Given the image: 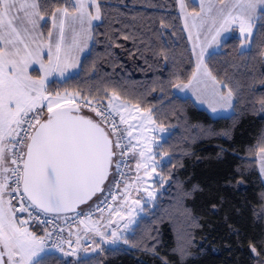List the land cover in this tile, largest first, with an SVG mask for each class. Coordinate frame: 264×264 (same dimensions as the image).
Wrapping results in <instances>:
<instances>
[{"label": "trees", "instance_id": "16d2710c", "mask_svg": "<svg viewBox=\"0 0 264 264\" xmlns=\"http://www.w3.org/2000/svg\"><path fill=\"white\" fill-rule=\"evenodd\" d=\"M96 1L101 21L88 54L77 73L52 80L46 91L104 104L117 95L150 111L169 130L157 147L158 157H168L159 167L164 188L144 206L123 245L101 244L80 257L45 253L42 264H264V184L255 159L264 147V19L257 18L248 50L231 36L207 57L212 76L234 97L233 113L214 117L174 91L196 69L176 0ZM39 3L45 33L52 13L72 11L64 0Z\"/></svg>", "mask_w": 264, "mask_h": 264}, {"label": "snow or ice", "instance_id": "6c2138e0", "mask_svg": "<svg viewBox=\"0 0 264 264\" xmlns=\"http://www.w3.org/2000/svg\"><path fill=\"white\" fill-rule=\"evenodd\" d=\"M64 2L71 6L72 12L63 8L57 10L59 17L56 12L52 13L53 27H58L59 39L54 40L53 33L49 32L45 43L39 32L42 27L40 21L45 14L39 0H0V44L4 45L0 48V169L11 171L15 177L14 188L5 183L10 177L0 179V246L8 255L7 264H42L43 238H37L26 228L16 225L15 212L28 210L23 203L25 198L45 212L75 211L77 204L85 203L100 190L110 166L113 163L119 165V161L113 160L115 149H121L119 138L114 143L100 121L82 114L79 100L73 103L76 97L71 93L67 97L58 95L53 99L44 95V82L51 73L58 72L64 76L78 63V57L73 53L82 51L85 46L80 42V36L87 32L85 23L90 28L92 20L100 19L96 0H77L74 4L71 0ZM91 7L96 8L94 16ZM181 10H184L183 3ZM220 14L219 27L212 35V41L219 43L226 39L221 33L230 30L232 25H238L241 36L247 40L254 35L253 19H264V0H237L227 11L220 9ZM69 18L73 24L79 22L81 27L80 32L74 34L71 45H66L65 29ZM45 48L47 63L42 56ZM202 60L203 51L193 80L202 69L204 75L212 76ZM34 64H38L43 73L39 79H34L29 73L30 66ZM191 83L189 81V85ZM212 84L216 85L213 97L219 96L220 99H214L209 107L216 113L215 104L230 100L232 90L229 89L228 96L224 97L221 93L225 86L215 79ZM81 99L85 106L103 118L104 123L107 122L105 112L93 107L90 99ZM45 100L46 119L43 118ZM116 131L118 129L113 126V132ZM5 137L13 138L9 143H12L11 163L16 165L15 168L3 167ZM261 152L264 153V147ZM261 172L264 173V155L261 156ZM5 188L9 193L15 192L20 196L19 209L14 208L10 201L6 206ZM101 239L115 245L122 237L112 232L110 241L103 234ZM124 242L127 243V239ZM179 251L183 255V247ZM252 251H256L255 247ZM0 264L5 262L0 259Z\"/></svg>", "mask_w": 264, "mask_h": 264}, {"label": "rangeland", "instance_id": "374dc122", "mask_svg": "<svg viewBox=\"0 0 264 264\" xmlns=\"http://www.w3.org/2000/svg\"><path fill=\"white\" fill-rule=\"evenodd\" d=\"M192 3L198 6V10H190L187 7L186 0H176L178 12L180 18L182 20V24L184 30L186 32V36L188 38V42L191 47L192 55L195 62V72L197 71V63L201 59V52L203 51V66H206V59L207 57L215 52L220 50V46L228 37L231 36H238L242 39L241 50H248L251 46V39L249 37L247 40L241 36L238 25H232L230 30L226 32H222V37L226 39L222 40L221 42L217 43L212 41L211 37L215 34L216 28L219 27L220 22V9L224 8L227 11L228 8H231L237 0H191ZM74 4L77 0H71ZM181 3L184 5V10H181ZM96 4L98 5L97 1ZM203 4V12L201 11V5ZM90 11L94 16L96 14V8L91 7ZM57 16H60V13L55 11ZM72 12V11H69ZM215 20V23H214ZM257 18L253 19V33L255 30V22ZM46 18L44 17L43 20L40 21V24L44 25ZM50 25L47 33L44 32L42 27L39 29V32L42 33L44 42H48V34L49 32L53 33V39H59V29L53 27V20L52 17L50 18ZM101 21V14L100 19L92 20L91 27L89 28L87 23H85V28L87 32L80 36V42L83 47V50L80 52H74L73 55L78 57V63L75 67L69 68L64 76H61L58 72L51 73L44 82V95L49 99H53L58 95L60 97H67L68 93H71L75 100L82 101L77 94L73 92H65L60 94L51 95L46 91L47 84L52 80L63 81L67 79L69 76L74 75L79 70L80 61L82 58L88 54L91 45H92V35H93V27L94 25L98 24ZM59 21L57 20V23ZM80 24L79 22L72 23L70 18L66 23L65 29V44L71 45L72 39L74 34L80 32ZM4 45L0 44V48ZM42 56L45 57V63H47L46 56H47V48L44 49ZM208 69V68H207ZM30 75L33 76L34 79H39L43 76V73L39 70V65L34 64L30 66L29 69ZM215 79L213 76L208 77L203 74V69L201 73L197 76L195 80L193 77L190 81L192 83L189 85V82L186 84H178L179 87H175L174 91L180 97H188L191 98L195 104L202 109L207 110L209 113L212 114L214 117H221V116H230L233 113V105H234V97L231 96V99L228 101H221L220 103H216L215 106L217 108V112L213 113L212 108L209 107L211 103H213L214 99L219 101V96L213 97V89L216 85L212 84V80ZM218 84L223 85L218 82ZM185 85H189L188 87H184ZM224 97L228 96V90L223 88L221 93ZM117 95H111L110 98L106 101L107 105H112L113 110H121V113H118L120 116L121 121L126 125L128 138L131 141L132 145V155L133 161L131 162V173L129 172V178L125 182V184L120 188L118 198L119 200L112 208V210L108 213L111 220V224L108 227H104V230L97 228L96 225L87 224L78 227H74L72 231H77V240L75 244H71L70 250L69 247L66 249L69 244L67 239L71 237V234L66 236L65 241L62 243V246L52 252L43 251L40 256L44 255L45 253H59L64 257H80L84 255H88L93 253L99 248L101 244L111 245V246H121L123 245V240L120 239L117 241L115 245L110 242H106L105 240L101 239V234L111 239V233L116 232L122 238L129 232L130 228L135 224L137 218L140 215H143V208L145 205H151L154 201L155 195L164 188L163 181L159 174V167L162 163H164L168 157L165 155H161L158 157L157 147L163 141L167 135L169 134V130L162 125H159L155 122L154 117L150 113V111L142 110L140 107L130 104L126 101L121 100ZM84 101V100H83ZM63 104V101H62ZM47 100H45L43 105V110L47 111ZM86 114V112H85ZM44 115V114H43ZM13 138L5 137L3 143L7 142L6 145V152L9 155V161L7 168H11V155L9 152V147L11 143L10 140ZM143 153V155H141ZM264 153L261 152L259 149L256 152V166L258 168L259 174L264 184V173L261 172V156ZM140 167H137V165ZM11 171L5 172L3 174L4 177H9ZM8 184V180L5 182ZM126 185V186H125ZM151 193V196L149 195ZM9 198V191L5 188L4 191V200L7 201L8 204ZM7 206V205H6ZM106 215V216H108ZM16 225L17 227H24L28 230V232L32 233L37 238H43L45 241V234H39L37 231L32 230L31 227L34 225H29L19 221L15 215ZM118 221V222H117ZM99 222V221H97ZM119 223V224H118ZM93 229V231H91ZM98 229V231H97ZM41 230V229H40ZM83 231V232H82ZM86 232H90L91 234H87L91 239L90 247H85L82 242V238L86 235ZM79 243V244H78ZM74 248V249H72ZM3 249V248H2ZM65 253H71L70 255H66ZM5 264L8 262V255L4 252ZM254 256L257 257L256 252H253ZM13 259H19V257H13Z\"/></svg>", "mask_w": 264, "mask_h": 264}, {"label": "built area", "instance_id": "2783aa9c", "mask_svg": "<svg viewBox=\"0 0 264 264\" xmlns=\"http://www.w3.org/2000/svg\"><path fill=\"white\" fill-rule=\"evenodd\" d=\"M80 104L82 107L90 110L89 107L85 106V102L81 101ZM92 106L99 108L101 111L105 112V114L108 116L107 122L104 123L103 118L100 116H98L99 120L103 122L109 129L114 143L118 138L121 143V149H115V161H119V165L117 166L116 163L114 164L112 178L102 199L88 209L78 210L74 213L66 215H54L48 214L36 208L34 205H31V202L25 198L23 203L28 206V210L15 212L19 221L29 225L39 226L44 230V234L46 237L44 241V247L48 252L55 251L62 246V243L65 241V232L67 230H73L75 229L74 227L87 224L95 225L100 215L109 213L115 205L121 185L125 182L130 172L131 147L126 136L125 127L119 121L116 114L108 107L93 102ZM39 110L40 109H37V111ZM30 115L32 114L30 113ZM113 126H115L118 131L113 132ZM23 127H27V125H23ZM121 150H123V155H121ZM9 152L10 155H12V143L10 145ZM15 167L16 165L11 163V168ZM9 177L11 179L8 180V185L14 188L15 177L12 175V173ZM9 201L14 208L19 209L20 196L17 193H9L8 202ZM29 213H31V216L29 215ZM91 231H93V229H91ZM82 240V244L85 247H89L91 245V239L87 234L82 238Z\"/></svg>", "mask_w": 264, "mask_h": 264}, {"label": "crops", "instance_id": "0c3cea01", "mask_svg": "<svg viewBox=\"0 0 264 264\" xmlns=\"http://www.w3.org/2000/svg\"><path fill=\"white\" fill-rule=\"evenodd\" d=\"M118 110V109H117ZM116 110V111H117ZM121 110H124L123 108H121ZM121 110H119V112L118 113H121ZM210 112V111H209ZM211 114V113H210ZM212 115V114H211ZM10 139H11V137H10ZM4 144V157H5V163H4V165H3V167H7V165H8V159H9V155H8V152H6V145H7V142L6 143H3ZM3 174H5V172H3L2 171V169H0V179H2L4 176H3ZM131 178V177H130ZM129 178V179H130ZM126 186V185H125ZM5 204L7 205V201L5 202ZM108 218H110V216L108 215V216H103V217H100V219H99V222H98V224H97V228H100V229H102L101 231H103L104 230V227H108V225L109 224H111V220H109ZM118 222V221H117ZM119 224V223H118ZM97 231H98V229H97ZM83 232V231H82ZM70 235L71 234V237L70 238H68L67 239V242L69 243V244H67L68 246H66L67 248L66 249H68V247H69V250H70V246H71V244H75L76 243V241H78L77 240V231H68L67 232V234H66V236L67 235ZM79 244V243H78ZM72 249H74V248H72Z\"/></svg>", "mask_w": 264, "mask_h": 264}, {"label": "water", "instance_id": "95a60500", "mask_svg": "<svg viewBox=\"0 0 264 264\" xmlns=\"http://www.w3.org/2000/svg\"><path fill=\"white\" fill-rule=\"evenodd\" d=\"M80 111H81L82 114H84V115H86V116H88V117H90V118H93L92 116H90V115H88V114H85V113L82 111V109H80ZM47 116H48V113L46 114V116H45L44 118L46 119ZM93 119H94V118H93ZM94 120L98 121L97 119H94ZM114 158H115V156L113 157V160H114ZM113 166H114V163L110 166V168H109V174H108L107 178L105 179L104 183L100 186V190L96 191L95 194H93L92 197H91L90 199H88L85 203L77 204V205H76V209H75V211H77V210H79L80 208H82V207L88 205L89 203H91L92 200H94L97 196H99L100 194L103 193L104 188H105V185L107 184V182H108V180H109V178H110V175L112 174V168H113ZM39 209H40V208H39ZM40 210H42V209H40ZM75 211H59V212H56V211H49V212H47V213H49V214H56V215H63V214L73 213V212H75ZM44 212H45V211H44ZM4 255H5V254H4V251H3V249H2V246H0V259H2V260L5 262Z\"/></svg>", "mask_w": 264, "mask_h": 264}]
</instances>
